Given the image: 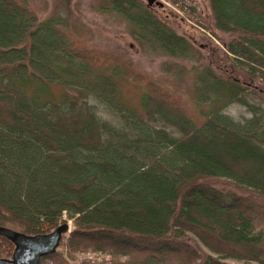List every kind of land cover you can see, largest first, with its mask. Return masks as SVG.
<instances>
[{"label":"trees","instance_id":"trees-1","mask_svg":"<svg viewBox=\"0 0 264 264\" xmlns=\"http://www.w3.org/2000/svg\"><path fill=\"white\" fill-rule=\"evenodd\" d=\"M208 5L242 75L186 69L193 83L181 101L118 55L38 20L25 0H0V226L45 234L66 213L70 251L125 258L108 264H264V0ZM93 9L122 16L144 45L196 58L148 2ZM90 94L124 110L121 123L80 101ZM232 104L249 116L228 115ZM186 233L216 256L202 258ZM4 245L13 244L0 236Z\"/></svg>","mask_w":264,"mask_h":264},{"label":"rangeland","instance_id":"rangeland-1","mask_svg":"<svg viewBox=\"0 0 264 264\" xmlns=\"http://www.w3.org/2000/svg\"><path fill=\"white\" fill-rule=\"evenodd\" d=\"M28 8L34 12L38 20L51 19L59 24V28L72 34L73 39L82 42L89 48H95L119 56L131 66L146 75L161 81L170 91L180 93L181 101H184L187 91L191 88L192 69L194 66L201 67L210 64L222 76H238L241 73L234 69L230 63L232 55L225 52L220 39L225 38L224 34L217 31L213 25V17L209 9L208 0H177L179 7L170 0H157L162 6L155 3L149 4L155 16L167 25L172 27L176 34L185 37L189 43L198 51L196 58L187 57L176 58L169 56L159 47L142 44L136 35L130 31V27L125 19L114 13H100L93 9V0H25ZM145 3L148 0H143ZM181 2H184V6ZM187 3L189 5H187ZM191 6L195 7L192 11ZM184 7L187 8L184 10ZM183 8V9H181ZM209 27V28H208ZM213 31V32H212ZM227 55V59L222 55ZM223 57V59H222ZM230 58V59H229ZM246 71L245 67H242ZM232 70L235 71L232 72ZM259 79L254 80L258 82ZM67 91L74 95H81L80 88L75 85L66 87ZM177 96L178 94L175 93ZM264 99L263 97H261ZM80 101H86L88 105H93L98 116L113 125H119L121 118L119 112H124L119 108L105 101L102 97L96 98L91 94ZM264 103V100H263ZM114 109V110H113ZM226 113L234 118L248 117L245 107L232 104L226 108ZM218 183H225V180L216 179ZM222 183V184H223ZM66 222L69 231L64 233L55 251V254L64 261V264H89L83 257L84 252L92 250H80L71 252L67 245L70 231L74 229L71 219L63 213L58 221V225ZM183 239L196 247L202 258L211 253L199 240L191 233H186ZM7 246H0V257L10 258L13 250ZM8 248V249H7ZM108 253V252H106ZM101 254L100 257H103ZM91 256V255H89ZM97 256V255H96ZM98 257V256H97ZM96 257V258H97ZM112 259H125L123 256L111 255ZM58 264L53 259H44L42 263ZM79 261V262H78ZM226 263L241 264L242 262L230 259L223 260Z\"/></svg>","mask_w":264,"mask_h":264},{"label":"water","instance_id":"water-1","mask_svg":"<svg viewBox=\"0 0 264 264\" xmlns=\"http://www.w3.org/2000/svg\"><path fill=\"white\" fill-rule=\"evenodd\" d=\"M148 3L162 5L155 0H148ZM68 231L66 222L57 225L49 233L36 235H26L0 226V236L5 237L14 246L11 257L0 258V264H39L42 257L55 253L63 234Z\"/></svg>","mask_w":264,"mask_h":264},{"label":"built area","instance_id":"built-area-1","mask_svg":"<svg viewBox=\"0 0 264 264\" xmlns=\"http://www.w3.org/2000/svg\"><path fill=\"white\" fill-rule=\"evenodd\" d=\"M170 1L173 4H175L176 6L179 7V5H178L179 3L177 2V0H170ZM181 3L184 6V2H181ZM187 5H189V4L187 3ZM181 9H183V8H181ZM186 9L187 8L184 7V10H186ZM190 9H192V11H195V7L194 6H191ZM101 254H105V255H102L103 257H100ZM82 255L84 256L83 258L89 264H108L109 260L111 259V254L110 253L101 252V251L84 252ZM89 255H91V256H89ZM45 262H47V260H45L43 263L41 261L39 264H44ZM47 264H52V263H47ZM70 264H74V263H70Z\"/></svg>","mask_w":264,"mask_h":264}]
</instances>
